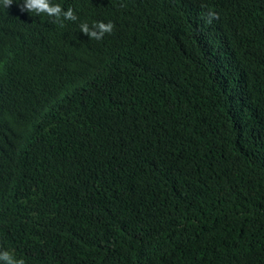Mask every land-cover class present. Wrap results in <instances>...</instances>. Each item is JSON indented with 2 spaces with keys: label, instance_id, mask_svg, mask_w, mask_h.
<instances>
[{
  "label": "trees",
  "instance_id": "trees-1",
  "mask_svg": "<svg viewBox=\"0 0 264 264\" xmlns=\"http://www.w3.org/2000/svg\"><path fill=\"white\" fill-rule=\"evenodd\" d=\"M0 264H264V0H0Z\"/></svg>",
  "mask_w": 264,
  "mask_h": 264
},
{
  "label": "clouds",
  "instance_id": "clouds-1",
  "mask_svg": "<svg viewBox=\"0 0 264 264\" xmlns=\"http://www.w3.org/2000/svg\"><path fill=\"white\" fill-rule=\"evenodd\" d=\"M10 187V186H9Z\"/></svg>",
  "mask_w": 264,
  "mask_h": 264
}]
</instances>
